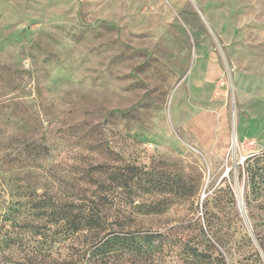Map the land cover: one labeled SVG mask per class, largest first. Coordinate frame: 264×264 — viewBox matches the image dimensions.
Segmentation results:
<instances>
[{
    "label": "rangeland",
    "instance_id": "rangeland-1",
    "mask_svg": "<svg viewBox=\"0 0 264 264\" xmlns=\"http://www.w3.org/2000/svg\"><path fill=\"white\" fill-rule=\"evenodd\" d=\"M101 165L135 169L125 204L99 191L106 231L167 235L160 264H264V0H0V264L41 226L45 261L83 254L48 214Z\"/></svg>",
    "mask_w": 264,
    "mask_h": 264
},
{
    "label": "trees",
    "instance_id": "trees-1",
    "mask_svg": "<svg viewBox=\"0 0 264 264\" xmlns=\"http://www.w3.org/2000/svg\"><path fill=\"white\" fill-rule=\"evenodd\" d=\"M131 169L125 167H117L115 171L109 172L106 169V166H91L86 169L85 175L88 177V183L95 185L94 188L89 190L91 193L83 195L82 199H79V203L75 204L71 202L67 204L63 209L55 211H50L48 214L53 218L55 224L63 222L59 226V233H63L67 238L76 233H83L85 241H87L86 248L82 250L83 254H78L76 260H63V261H45V255L42 252L43 245L45 244V231L41 230V227H33L34 235L41 237L37 241L36 252L30 250L31 253L26 252L25 255L19 259V261H14L12 264H160L162 261L163 253L168 249L177 248V246L172 247L173 243L168 242L167 235L160 234L156 231H147V232H134V233H113L106 231V217L104 215L102 200L106 196L99 195L102 193L104 188L107 192H121L122 196L125 199L124 204L128 201V196L125 195L126 189L128 188V181L132 180V177H128L127 172H132ZM138 172V171H137ZM108 175L106 179H101V181L95 180L93 175ZM139 174L136 176L138 177ZM85 176V177H86ZM94 182H90V181ZM156 185V184H155ZM103 189V190H104ZM43 195H40L42 197ZM102 202V203H101ZM109 203V200H108ZM159 206H164V204L155 205L147 207L149 210L148 213L156 211L159 213L158 209H162ZM47 207L43 202L39 203V213L44 212V208ZM143 206H137V209H142ZM42 210V211H41ZM76 210V211H75ZM108 210V208H106ZM24 228V227H23ZM43 237V238H42ZM256 237V236H255ZM7 242L10 241V238H6ZM47 239V238H46ZM70 239V238H69ZM246 244L251 248L250 237L244 238ZM259 247L263 250L264 256V245L256 237L255 240ZM199 244L191 243L185 241L178 248V262L177 264H223V259H219L218 256L213 255V246H208L206 248H199ZM164 249V250H163ZM212 251H211V250ZM258 249L253 246L251 252L256 257V260L260 262V256ZM81 258V260H80ZM252 256L243 255L240 264L243 262L247 263L248 260L251 261ZM21 260V261H20Z\"/></svg>",
    "mask_w": 264,
    "mask_h": 264
}]
</instances>
